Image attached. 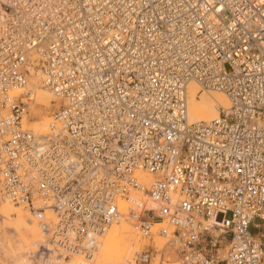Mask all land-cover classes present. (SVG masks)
Returning <instances> with one entry per match:
<instances>
[{
  "label": "built area",
  "instance_id": "1",
  "mask_svg": "<svg viewBox=\"0 0 264 264\" xmlns=\"http://www.w3.org/2000/svg\"><path fill=\"white\" fill-rule=\"evenodd\" d=\"M31 70L62 101L45 133ZM189 84L228 107L190 121ZM0 201L47 257L129 218L169 248L135 264H264V0H0Z\"/></svg>",
  "mask_w": 264,
  "mask_h": 264
},
{
  "label": "rangeland",
  "instance_id": "2",
  "mask_svg": "<svg viewBox=\"0 0 264 264\" xmlns=\"http://www.w3.org/2000/svg\"><path fill=\"white\" fill-rule=\"evenodd\" d=\"M225 69L227 72L230 71V68L227 65L225 66ZM36 78L38 80V77ZM38 83H39L40 89L44 90V86H42V84L40 83V80L38 81ZM40 89L36 90L34 99L32 101H29V103H27V110H26L27 113L26 114L29 115V117H28L27 124L25 125L23 123L24 128L30 129L33 131L34 129H32L31 127L33 126V123L40 121L43 117H48L49 119L52 116V114H54V112H56L62 105V101L56 98L47 89H45L42 92H40L41 91ZM198 91H199V88H197V93H196L197 99H199L198 96L202 94L217 93L215 91H204L198 94ZM24 94L28 95L27 92ZM32 106H33V109L31 108ZM49 122L50 121L48 120L47 124ZM36 132H39V131H36ZM10 207L15 209L17 212L21 213L20 219L22 220V223L26 224L30 220L34 221L31 217L27 216L26 213L23 212L21 208H14L12 206ZM123 222H122L123 225H127L129 227L131 226V229H133L134 232L130 234L127 232L126 234L125 233L123 234L120 233L121 235L119 234L118 236L119 242H117V245H116L117 250L122 251L123 249L127 248V250L131 252L132 247L135 246L136 251L133 250V253H131V255H129L127 259L122 261L121 264H133L136 253H140L141 251H145L151 248H154L153 249L154 251H159L161 249H166V250L169 249L168 247H164L165 240L162 238L161 239L154 238V237L153 238H142L140 234L138 233V230L134 228L129 218H125ZM252 232L254 235L258 237L260 236V232L257 229L252 228ZM39 233H40V238L42 239V241H45L40 230H39ZM23 236H24L23 229L19 230L15 228L14 224H10L4 217L0 216V264H58V262H60V264L61 263L64 264L65 261L68 260L67 258H64V257L62 258L57 257L54 254L50 257H47L46 255L43 254V251L40 249L41 247L38 244L36 245V248H39L40 250L32 253L35 247L31 246L30 248L27 245V243H29L28 242L29 238H32V237L28 236L26 237V239L28 240H25L23 239ZM32 242H34V240H32ZM82 260L85 261L84 263H86V260H84L83 258ZM87 263L90 264V262H87ZM106 263L109 264L108 261L105 262V264ZM91 264H94V261L91 262ZM147 264H178V263H177V259L174 258L173 256L163 258L161 257L159 253L152 252L151 260Z\"/></svg>",
  "mask_w": 264,
  "mask_h": 264
},
{
  "label": "bare ground",
  "instance_id": "3",
  "mask_svg": "<svg viewBox=\"0 0 264 264\" xmlns=\"http://www.w3.org/2000/svg\"><path fill=\"white\" fill-rule=\"evenodd\" d=\"M30 72H31V76H30V79H29V82H28L26 88L17 91V94H24L27 92L28 97L25 99L26 103H29V101H32L34 99L36 90L40 89L39 83H38V81L40 80L38 72H36L35 70H31ZM36 77H38V80ZM187 89H188V112L187 113H188L189 120L192 122L193 121L194 122H198V121L208 122V121L218 117L219 108H227L228 107V100H227L226 96L221 92H217V93H213V94H202V95H199L198 96L199 99H197V97H196V93H197L196 85L195 84H189ZM40 90H41L40 92H42L45 90V88H44V90L43 89H40ZM31 108L33 109V106ZM29 110H30V108H29ZM34 113H36V112H34ZM28 117H29V115L26 114L25 117L23 118V123L25 125L28 122ZM48 120L51 122L52 118L50 117L48 119V117H43L40 121L33 123V126H31V127H32V129H34L35 132L39 131L40 133H45L47 131ZM46 124H47V126H46ZM127 205H128L127 202L121 201V206L123 208H126ZM10 206H8L5 203L0 202V216L4 217L10 224H14L15 228H17L19 230L23 229L24 230L23 239L28 240V239H26V237H28V236L32 237V238H29V241H28L29 243H27V245L30 248H31V246L35 247L32 253L37 252L40 249L36 248V245L38 244L41 246V244L44 242L40 238V233H39L40 229L38 228L37 223L35 221H31V220L30 221L27 220L28 222L26 224L22 223V220L20 219L21 213L17 212L15 209L11 208ZM45 217H46V220L49 221V219L51 218V212L47 211L45 214ZM124 220L125 219H122L118 223H113L103 232V234H101L98 237L97 244L94 247L95 252L92 253V256L90 258L85 259L80 254H72L70 256L64 257V258L68 259L65 261L64 264H89L87 262H90V264H91V262H93V261H94V264H96V263H98V264L104 263L105 264V262H107V261L109 262V264H111V263L112 264H121L122 261L127 259L129 257V255H131V253H133V250L136 251L135 246L132 247V249L130 247L131 252L129 250H127V248L123 249L122 251L117 250L116 245H117V242H119V237H118L119 234L120 233L126 234V232L130 234V233L134 232V230L131 229V226L129 227L127 225L122 224V222ZM52 221L55 222V219H53ZM153 237L154 238H160V237H157L156 234L152 235L150 238H153ZM32 240H34V242H32ZM48 250H49V248H48ZM171 251H173V250H171ZM138 254L139 253H136V255H138ZM136 255H135V259H134L133 264H135ZM60 258H62V257H60ZM82 258L84 260H86V263H84L85 261H83ZM177 263H178V261H177ZM58 264H60V262H58Z\"/></svg>",
  "mask_w": 264,
  "mask_h": 264
},
{
  "label": "crops",
  "instance_id": "4",
  "mask_svg": "<svg viewBox=\"0 0 264 264\" xmlns=\"http://www.w3.org/2000/svg\"><path fill=\"white\" fill-rule=\"evenodd\" d=\"M256 236V235H255ZM258 239H259V241L264 245V238L260 235L259 237L258 236H256Z\"/></svg>",
  "mask_w": 264,
  "mask_h": 264
}]
</instances>
